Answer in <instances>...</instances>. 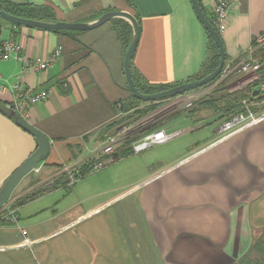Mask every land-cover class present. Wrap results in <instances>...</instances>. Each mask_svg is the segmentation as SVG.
Wrapping results in <instances>:
<instances>
[{
    "label": "crops",
    "instance_id": "1",
    "mask_svg": "<svg viewBox=\"0 0 264 264\" xmlns=\"http://www.w3.org/2000/svg\"><path fill=\"white\" fill-rule=\"evenodd\" d=\"M5 1L48 6L65 23L90 24L108 12L132 14L141 31L132 74L141 86L195 81L212 56L191 0ZM216 1L199 0L208 19ZM115 19L68 33L0 22L3 38L19 41L28 58L46 59L62 47L51 68L23 74L36 92L49 91L33 106L30 124L51 147L9 200L18 223L0 219V264H264L255 248L264 235V120L227 134L219 130L226 117L205 106L195 113L182 108L143 131L177 133L149 149L157 151H126L138 133L119 141L118 159L106 163L107 138L163 102H139L131 92ZM221 37L224 70L257 57L264 46V0L232 3ZM0 74L14 82L22 63L0 62ZM245 78L234 73L194 93L224 95ZM12 100V93L0 98V108L11 113ZM36 148L35 138L0 112V191ZM101 158L105 165L90 171Z\"/></svg>",
    "mask_w": 264,
    "mask_h": 264
},
{
    "label": "built area",
    "instance_id": "2",
    "mask_svg": "<svg viewBox=\"0 0 264 264\" xmlns=\"http://www.w3.org/2000/svg\"><path fill=\"white\" fill-rule=\"evenodd\" d=\"M240 0H217L212 6L213 23L216 31L222 34L229 22V8L232 3L239 2ZM3 26L0 23V62H7L15 60L22 63V75L16 77L14 82H8L3 79L0 74V98L5 97L8 93H12L13 100L9 106V110L15 112L17 116H20L25 121L30 123L32 119L31 111L35 104L40 103L49 97V91L36 92L33 87L27 86L24 81L23 74L28 72L40 73L51 68L58 58L62 55V47L58 46L54 51L46 58H28L23 55V45L15 38L9 39L3 38ZM262 63L254 57H248L244 62L236 66L235 68H229L224 70V74L221 77V81L227 80L234 73L246 74V78L237 86L229 88V93L234 92L241 87L254 86V84L260 81L258 91L264 95V80L261 81V68ZM199 96L193 93H185L175 97L163 99L162 105L156 109L151 110L145 116H142L140 120L130 128H122L117 133L110 135L106 144L102 150L104 157H107L106 163L113 162L114 156L117 153L118 143L121 140L140 134V132L154 125L159 120H162L169 114L180 110L182 108H192ZM249 116L248 114H246ZM245 114H238L225 122L220 127V132H227V134H233L245 127L256 124L264 120V113L257 117H248ZM141 132V133H142ZM138 134V135H139ZM137 135V136H138ZM177 133L167 134L163 130L156 132H150L143 137L137 138L132 144V151L136 154H140L152 148L155 145L165 143L171 138H174ZM105 162H98L95 165V170L102 168ZM38 168L36 167L35 170ZM0 219H3L9 223H18L17 210L13 204L8 201L0 209ZM22 234L27 235L25 229L22 230Z\"/></svg>",
    "mask_w": 264,
    "mask_h": 264
},
{
    "label": "water",
    "instance_id": "3",
    "mask_svg": "<svg viewBox=\"0 0 264 264\" xmlns=\"http://www.w3.org/2000/svg\"><path fill=\"white\" fill-rule=\"evenodd\" d=\"M193 8L197 14L198 19L203 24L205 29L213 36L215 39V42L219 48V54H220V60L218 67L208 76L191 81L185 84H181L179 86L170 88L168 90L158 92L155 94H143L139 91L137 88L132 74V61L133 57L136 51V48L138 46L139 40H140V25L138 23V20L136 17H134L132 14L128 12H108L104 15H102L98 20H96L93 23L90 24H81V23H65V22H57V23H45V22H39L34 20H27L15 17L13 15H10L0 9V18L17 24V25H25L30 27H36V28H42V29H48V30H91L98 28L102 26L103 24L111 21L115 18H123L127 21H129L134 30V37L132 39V42L127 50L126 57H125V74L127 78V82L129 85V88L133 95L142 101H155V100H162L170 97H175L178 95L185 94L191 90H195L198 88H201L210 82L216 80L218 76L222 74L225 68V62H226V51L224 47V42L221 37V34H219L213 24L209 21L206 14L204 13L199 0H191ZM0 112L7 115L8 118L14 120V122L25 132L32 135L36 142H37V148L36 150L25 160L8 178L6 183L4 184L3 188L0 191V209L10 200L13 192L17 188V186L20 184V182L31 172L35 170V168L46 160L48 157V154L50 152L51 142L50 139L40 132L38 129H36L33 125L25 121L20 116H17L15 112L7 113L3 109L0 108Z\"/></svg>",
    "mask_w": 264,
    "mask_h": 264
},
{
    "label": "trees",
    "instance_id": "4",
    "mask_svg": "<svg viewBox=\"0 0 264 264\" xmlns=\"http://www.w3.org/2000/svg\"><path fill=\"white\" fill-rule=\"evenodd\" d=\"M0 9L4 12L10 14V15H13L15 17L22 18V19L34 20V21L45 22V23H56L57 22L54 12L48 6H44V7L25 6V5L20 6V5H14V4L9 3L5 0H0ZM209 21L214 26L213 20L209 19ZM115 24H116L115 28H116V30L120 36V39L122 40L124 47L127 51L131 42H132V28L127 21H125L124 19H121V18L115 19ZM14 25H17V24H14ZM17 26H20V25H17ZM53 31L57 32V33L72 32L69 30H53ZM208 35L210 38V51L212 52V56L208 60V63L206 64L201 76L196 78V80H199V79H202V78L208 76L219 65V60H220L219 48H218L213 36L209 32H208ZM256 47H258L257 42L254 44V49ZM256 56L257 57H254V58L260 60V62L263 64L262 68H261V72H260L261 73V81H262V80H264V46H261L258 48ZM223 74H224V72H222V74L220 76H218V78L216 80L210 82L209 84H207L201 88L191 90L187 93H193V92H196V91H199V90L213 86L216 82L221 80V77ZM133 79H134V82H135L137 88L143 94H155V93L162 92V91L168 90L170 88H173V86H171V85H169V86H148V85L141 86L136 81L135 76L133 77ZM259 84H260V81L256 82L254 84V87L258 88ZM174 87H175V85H174ZM222 88L223 87H221L220 89H217V91L222 90ZM215 94H217V95H215ZM246 96H251V98L253 97V99L257 98L259 101H264V95L261 94L258 90L253 91V96L251 94H244V93H237V94L236 93L235 94H228L227 93L224 95H221V94L219 95V92H217V93L215 92L208 97H204V98L202 97L199 100H197L195 102L194 106L192 107L193 109L191 112L195 113V111L197 110V108L199 106H205L207 109L212 110L215 115H217V116L219 115L220 118L226 117L227 119H229V117L237 114L238 112H241V111L246 112L245 109L242 108L241 100H240L242 97H246ZM136 100L141 102V100H139L137 98H136ZM149 102H154V101H149ZM154 108L155 107H151V108L144 110L141 115L149 113ZM261 108L264 109V105ZM253 109L256 112L258 111L257 108H253ZM137 138H139V137L136 136L134 138L133 137L130 138L131 144ZM126 151L132 153L131 149L126 150ZM114 159L115 160L118 159L117 153L115 154ZM95 165L96 164L94 163L92 168L90 169V171L95 168ZM82 176H85V173H80L77 177H82ZM255 248L258 251H260L264 257V235L262 238L257 240Z\"/></svg>",
    "mask_w": 264,
    "mask_h": 264
},
{
    "label": "rangeland",
    "instance_id": "5",
    "mask_svg": "<svg viewBox=\"0 0 264 264\" xmlns=\"http://www.w3.org/2000/svg\"><path fill=\"white\" fill-rule=\"evenodd\" d=\"M0 22H3V23H7V21L6 20H4V19H2V18H0ZM6 31V33H9V30H5ZM258 60V59H257ZM260 61V60H259ZM250 87V86H249ZM255 89H257L258 90V88H255ZM237 94V93H244V94H251L252 96H253V92L252 91H250V89H248V88H245V87H241V88H238L237 90H235L234 92H232V93H228V94ZM241 105H242V108L243 109H245V111L246 112H243V111H241V112H238L237 114H235V115H238V114H248L249 116H247V118L248 117H257L258 115L260 116L262 113H264V109L263 108H261L263 105H264V101H259L257 98H254L253 99V97L251 98V96H246V97H242L241 99ZM253 108H257L258 109V111L256 112ZM232 117H234V116H231V118ZM230 117H229V120L231 119ZM148 133H150V132H143V133H141V134H139L138 135V137H143V136H145V135H147ZM134 136V135H133ZM157 148H159V147H155L154 149H151V150H149L148 152H150V151H157L156 149ZM159 151V150H158ZM147 152H145V153H143L142 155H144V154H146ZM99 161L101 162V163H103V162H105L104 160H102V158L101 159H99ZM90 162H91V160H90Z\"/></svg>",
    "mask_w": 264,
    "mask_h": 264
}]
</instances>
